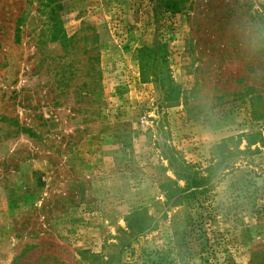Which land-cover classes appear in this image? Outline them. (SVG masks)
I'll return each instance as SVG.
<instances>
[{
	"label": "rangeland",
	"instance_id": "374dc122",
	"mask_svg": "<svg viewBox=\"0 0 264 264\" xmlns=\"http://www.w3.org/2000/svg\"><path fill=\"white\" fill-rule=\"evenodd\" d=\"M0 264H264V0H0Z\"/></svg>",
	"mask_w": 264,
	"mask_h": 264
},
{
	"label": "trees",
	"instance_id": "16d2710c",
	"mask_svg": "<svg viewBox=\"0 0 264 264\" xmlns=\"http://www.w3.org/2000/svg\"><path fill=\"white\" fill-rule=\"evenodd\" d=\"M170 164L173 167L175 175L178 177V179H181L186 183V189L197 188L201 185L203 181L202 178L197 177L195 173L192 174L190 172V166L187 165V163L181 157H173V160L170 162ZM170 196L171 195H169L168 197ZM178 200H180V198L175 197L174 201L171 204H175Z\"/></svg>",
	"mask_w": 264,
	"mask_h": 264
}]
</instances>
